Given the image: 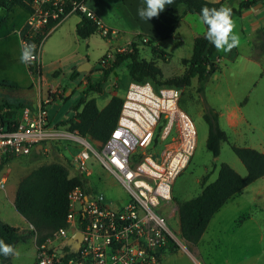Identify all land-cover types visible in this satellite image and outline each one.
I'll return each instance as SVG.
<instances>
[{
  "label": "rangeland",
  "instance_id": "1",
  "mask_svg": "<svg viewBox=\"0 0 264 264\" xmlns=\"http://www.w3.org/2000/svg\"><path fill=\"white\" fill-rule=\"evenodd\" d=\"M87 6L99 10L101 14L110 15L113 23L125 27L128 37L132 36L131 30L139 29L142 23L154 28L160 27L154 17L150 21L139 17L137 8L143 6V0H87ZM160 14L159 16H162ZM181 14L182 11L176 13L177 16ZM2 18L4 23L0 27V38L7 36V39L0 40V82L8 81L17 88L1 90L0 93L5 96L1 95L0 100L6 97L13 103H18L21 101L20 86L26 85V82L19 78L24 75L28 80L27 73L32 70L27 63L20 61L21 48L16 47L17 36L8 37V35L22 27L27 15L19 8L12 10L2 8L0 20ZM79 19L75 15L53 31L43 45L40 74L32 71L38 77L52 82L53 86L61 84L74 90L70 100L62 101L50 109V115L57 117L56 123L70 117L73 105L87 92L81 84L83 75L78 72L81 66L89 62L94 67L93 73L95 69L100 70L101 60L110 48H114L113 40L109 44V41L98 33L88 41L79 38L75 26V22ZM192 26L190 30L185 25H180L178 29L173 30V39L159 41L161 48L168 51H165L164 57H156L150 46L139 48L140 58L154 61L162 71L163 80L180 78L186 73L187 66L183 64V60L190 59L192 55L193 35H196L195 37L203 35L201 26L197 23H193ZM116 31L120 37V31ZM247 39L250 43L240 48L242 55L238 60L228 61L224 59V51H218L219 69L206 85L204 92L198 90V78L192 80L190 87L180 90V107L194 122L197 144L189 165L173 185V199L177 204L200 195L203 180L207 178L208 183L214 182L223 163L229 165L240 176L244 178L247 176V169L233 153L231 146L251 148L264 153V50L262 47L264 39L260 37L258 31L247 35ZM5 48H9L7 57ZM74 71L80 76L78 80L72 79L71 75ZM57 72H62V75L56 76ZM92 72L85 75L88 83L97 82ZM103 75L102 72L97 80ZM129 85L124 64L109 75L105 90L108 88L111 93L122 98ZM109 97L108 93L107 98ZM104 99L99 100L100 107ZM207 109L215 110L219 114L220 127L229 137L228 142L221 144V153L218 157H214L207 149L209 128L204 118ZM229 123H233V127ZM76 153L77 149L69 144L55 147L47 145V152L39 159L31 155L9 163L4 172L8 176L7 172L11 171L12 176L10 180L8 176L6 189L0 191L1 220L28 233L31 230L30 225L17 213L13 205L20 180L36 168L52 163L64 165L73 176L76 170L72 169L70 164L73 163ZM94 181L97 189L103 192L108 200L125 198V193L105 175L101 177V181ZM170 224L175 231L179 230V224L175 220ZM179 239L178 249L169 250L161 264H264V178L230 199L213 217L198 244L186 242L181 235ZM36 246L37 237L32 235L27 242L17 246L16 252L11 257V264H34ZM0 264H2L1 259Z\"/></svg>",
  "mask_w": 264,
  "mask_h": 264
},
{
  "label": "built area",
  "instance_id": "2",
  "mask_svg": "<svg viewBox=\"0 0 264 264\" xmlns=\"http://www.w3.org/2000/svg\"><path fill=\"white\" fill-rule=\"evenodd\" d=\"M24 1L31 12L18 34L21 48L24 44L37 46L35 59L27 63L37 74L46 39L71 16L93 21L98 33L109 42L119 36L87 2ZM138 36H142L143 44L151 40L142 33ZM134 41L110 48L94 77L111 67L117 54L131 50ZM86 84L90 86L88 81ZM54 94L60 98L64 92L57 89ZM51 99L37 110L22 109L13 131L0 130V191L8 182L5 162L31 156L39 145L43 146L39 154L47 152V145L69 144L77 149L70 166L76 170L73 176L84 185L69 194L65 225L37 244L34 264H160L171 247L180 242L179 206L172 189L197 144L194 122L180 107L181 91L130 83L116 128L106 142L52 125L43 106ZM103 175L125 193V198L110 201L97 189L94 180L101 181ZM173 220L179 224L178 231L171 227Z\"/></svg>",
  "mask_w": 264,
  "mask_h": 264
},
{
  "label": "trees",
  "instance_id": "3",
  "mask_svg": "<svg viewBox=\"0 0 264 264\" xmlns=\"http://www.w3.org/2000/svg\"><path fill=\"white\" fill-rule=\"evenodd\" d=\"M72 1L87 2V0ZM233 1H238L239 4L237 8L230 7L232 17H240L243 11L264 3V0ZM224 3V0L219 3L207 0H172V3L166 5L161 13L179 20L186 15H195L200 18L201 9L204 6L220 8L225 6ZM2 8L8 10L19 8L26 15L31 12L30 5L24 0H0V9ZM180 8L184 9L182 14L177 16L176 13ZM204 26L207 31V26ZM76 33L79 38L88 41L98 33V27L93 21L82 18L76 28ZM258 34L264 39V29L259 30ZM154 44L155 41L152 39L148 44H143L142 36H138L132 44L131 50L116 55L115 62L103 71L104 75L100 80L90 82L88 91L73 105L72 115L58 123L56 127H65L71 131H78L81 135L93 140L106 142L116 128L122 110L123 97L113 96L103 109H99L97 99L104 98L106 95L105 85L109 75L124 64L127 69L128 84L132 82L150 83L155 89L169 87L183 90L191 86L193 79L198 78V90L201 93L204 92L206 85L219 69L217 64V59H220L219 50L207 41L204 34L194 40L190 59L183 60V64L187 66L186 73L180 78L163 80L162 71L154 61L140 58L139 48H142V45L152 47L156 57L166 56L165 51ZM262 47L264 50V45ZM78 75V72L74 71L71 75L72 79L74 80ZM3 88L12 87L8 82L3 81L0 82V89ZM90 94L98 96L90 97ZM24 108H28L24 103H11L3 100L0 103V130L2 132L13 131L17 123V113ZM204 118L209 128L207 149L214 157H218L221 153V144L228 142L229 137L221 129L219 114L215 110L207 109ZM231 148L247 169V176L245 178L240 176L229 165L223 163L214 182L208 183L207 178L203 180L200 195L186 202L178 203L181 237L190 244L196 245L200 242L213 217L230 199L264 178V153L234 145ZM42 155L43 153H34L33 157L39 159ZM9 163L11 161L5 162V164ZM82 185H84L82 180L77 176H71L69 169L62 164L42 165L33 170L21 180L14 199L15 210L33 227V230L27 233L0 220V240L13 246L14 249L19 244L27 242L32 235H36L37 244L44 242L53 231L65 225L69 210V194L73 189ZM177 249L176 244L171 247V251ZM12 255H0L2 264H11Z\"/></svg>",
  "mask_w": 264,
  "mask_h": 264
},
{
  "label": "crops",
  "instance_id": "4",
  "mask_svg": "<svg viewBox=\"0 0 264 264\" xmlns=\"http://www.w3.org/2000/svg\"><path fill=\"white\" fill-rule=\"evenodd\" d=\"M208 1L209 2H213V3H219L222 0H208ZM224 1H225V3H224L225 6H228V7H235V8H237L238 7V4H239V3H237L236 1H233V0H224ZM91 9L97 14V16L105 24H107V26H109V27H111L113 29H116V30L120 31V37H118L117 39L113 40V44L112 45L114 47L115 46H118V45H121L122 46V45H124V44H126V43H128L130 41L136 40L135 39V38H137L136 35L139 34L140 32H142L143 35L145 34V36H148L150 39L154 40L156 46H158L163 51H166L167 49L164 50L163 48H161V46L159 44V41L166 40L168 38L173 39L172 38L173 30H175V28L178 29V27L180 25H185L186 28H188V29L191 30V28L193 27L192 24L193 23H197L199 26L202 27L203 35L206 32L205 26L202 24V22L200 21L199 18H196L198 16H195V15H186L182 19L176 20L175 17H171V16H167V15L166 16H163L164 14H160L162 16H158V19L156 17H154V19L157 22H159L160 27L154 28L151 25H145L144 23H142V25L140 26L139 29H133V30H131L130 34L132 36L131 37H128V35H127V32L128 31H125L124 30L125 27L118 26V25H116V23H113L112 18H111L110 15H108V14L107 15L106 14H101L99 12V10L97 11V9H93V8H91ZM183 9L184 8H180L179 11H183ZM137 10H138V8H137ZM71 17H73V16H71ZM71 17H69V18H71ZM78 17L80 19L77 22H75L76 28H77V26L80 24V22L82 20V18L80 16H78ZM69 18H67L65 21H63L60 25L64 24ZM232 18H233L234 23H235V29L234 30L239 35V44H238V46L232 48L231 51H228V52H225L224 51V59H226L228 61H231L233 59H237L238 60L240 58V56L242 55V53L240 52V48L244 44L249 45V43H250L249 39H247V35L249 36V35H251V34H253V33H255V32H257V31H259L261 29H264V3L261 4V5H259V6H257V7H254V8H251L249 10L243 11V13H242V15L240 17L234 16ZM3 23H4V18H2L0 20V27L2 26ZM57 27H59V25L56 26L52 30L51 34L53 33V31ZM137 30H139L140 32H137ZM18 33H19L18 30H14V31H12L8 35V37H11V35H16L17 38H15V39L17 41L16 43H17L18 46L16 44L15 45H16L17 48H19V46L21 48L20 35ZM51 34H50V36H51ZM203 35H201V36H203ZM193 36H194L193 37L194 38L193 39V42H194V40L197 37H195L196 35H193ZM3 39H7V36L0 38V40H3ZM111 43H112V41L109 42V44H111ZM166 52H168V51H166ZM8 53H9V48H5V56L6 57L9 55ZM40 65H41V70H42V58H41V64ZM93 69H94V67H91V69H90L89 72H87V73L86 72H83L82 73L83 76H82V83L81 84H82V88H84L85 91L86 90L88 91V89H89V86L86 84L87 83V79H86L87 76H85V75L91 73L93 71ZM94 73L92 72V76L93 77L95 75ZM56 74H57L56 76H61L62 75V72H57ZM27 78H28V80H26V77L24 75H22L19 78L21 81L26 82L25 83L26 85H24V87H21L19 85L20 86V92H21V97H20L21 98L20 99L21 101L18 102V103H24V104H26L28 106V108H30L32 110H37L38 108L41 107V105L43 103H46L50 98H52L51 101H50V103L46 107L47 110H48V113H49L50 123L52 125H57L61 121H64V120L68 119V118H65V119L61 120L60 122L56 123L57 117L56 116L52 117L50 115V109L54 105H57L58 103H60L62 101L65 102V101L70 100V98L74 95V90L73 89H68L67 87H63L61 84H57V85L53 86L52 85V82H49L47 79H42V77L41 78L38 77L32 71H28ZM79 78H80V76L78 75L74 80H78ZM98 78L99 77H94V80L95 79L97 80ZM6 82H8V81H6ZM8 84L11 85L10 83H8ZM11 87L12 88H3V89H0V91L1 90H4V91L5 90H12V89H16L17 88L16 86L14 87L13 85H11ZM57 89H60V90H62L64 92V95L63 96H60V98H56V95L57 94H54V92ZM105 91H106V95L104 96L105 99L104 98H100V99H104L105 100L104 103H103V105H102V107L99 106V100L100 99H97V101H98L97 103H98L99 109L105 108L108 105V103L111 101V98L113 96H116L115 94L111 93L108 90V88ZM108 93L110 94V97L109 98H107V94ZM1 95H3V94L0 93V96ZM3 96H5V94ZM90 97H97V95L96 94H90ZM3 100H7V101L13 103L10 99H7L6 97H4L3 99H1L0 100V103ZM21 110L18 111L17 118H20ZM230 111H232V110H230ZM230 111L228 112V114H230ZM71 115H72V113H71ZM229 121H231V118L230 117H229ZM229 125L231 127H233V123L232 124L229 123ZM7 174L9 176V180H10L11 179V176H12V172L11 171H8ZM21 180H20V182H21ZM20 182H19V184H20ZM19 184H18V186H19ZM17 189H18V187H17ZM16 192H17V190H16ZM15 195H16V193H15ZM6 197H8V194L7 193H6ZM14 199H15V197H14ZM14 199H13V205H14ZM0 220H1V218H0ZM23 220L28 224V222L24 218H23ZM13 227H15V226H13Z\"/></svg>",
  "mask_w": 264,
  "mask_h": 264
},
{
  "label": "clouds",
  "instance_id": "5",
  "mask_svg": "<svg viewBox=\"0 0 264 264\" xmlns=\"http://www.w3.org/2000/svg\"><path fill=\"white\" fill-rule=\"evenodd\" d=\"M171 3L172 0H143V6L138 8L137 12L142 20L150 21L153 17H158L160 12L166 8V5ZM200 21L207 26L205 38L217 50L228 52L238 46L239 35L234 30L235 23L230 7L209 8L204 6L200 12ZM36 47L35 43L22 45L20 61L29 63L34 60ZM15 252L13 246L0 240V255L8 256Z\"/></svg>",
  "mask_w": 264,
  "mask_h": 264
},
{
  "label": "water",
  "instance_id": "6",
  "mask_svg": "<svg viewBox=\"0 0 264 264\" xmlns=\"http://www.w3.org/2000/svg\"><path fill=\"white\" fill-rule=\"evenodd\" d=\"M92 65L89 62H86L81 66V68L78 70V72L83 73V72H89L91 69ZM43 149L42 145H39L36 149V152L39 154L40 150Z\"/></svg>",
  "mask_w": 264,
  "mask_h": 264
}]
</instances>
